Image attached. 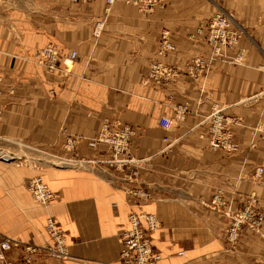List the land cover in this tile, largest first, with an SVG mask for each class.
Returning <instances> with one entry per match:
<instances>
[{
	"label": "crops",
	"instance_id": "0c3cea01",
	"mask_svg": "<svg viewBox=\"0 0 264 264\" xmlns=\"http://www.w3.org/2000/svg\"><path fill=\"white\" fill-rule=\"evenodd\" d=\"M218 7L251 34L240 43L245 61H217L197 79L187 65L210 46L195 32ZM98 21L105 24L97 37ZM163 34L176 49L160 55ZM51 43L62 50L56 72L30 59ZM153 60L179 75L149 80ZM0 74V233L43 247L53 216L69 244L68 260L43 250L37 264H117L134 209L159 218L152 233L159 264H264V223L260 231L243 226L229 241L231 219L210 205L217 198L236 212L255 194L264 212V141L254 132L264 113V0H162L150 11L126 0L109 9L106 0H0ZM213 108L240 118L232 127L237 152L211 147L204 120ZM163 116L173 119L171 129L159 124ZM105 123L134 131L122 168L105 163L111 150L96 141ZM67 136L79 139L75 153ZM13 153L34 155V163L13 164ZM38 174L58 195L47 208L29 190ZM134 186L150 200L137 205L128 194Z\"/></svg>",
	"mask_w": 264,
	"mask_h": 264
},
{
	"label": "built area",
	"instance_id": "2783aa9c",
	"mask_svg": "<svg viewBox=\"0 0 264 264\" xmlns=\"http://www.w3.org/2000/svg\"><path fill=\"white\" fill-rule=\"evenodd\" d=\"M75 2H91L93 0H73ZM117 0H106L108 9ZM127 3L136 5L142 11H150L162 3V0H126ZM104 21H98L94 27V35L100 36ZM247 32L238 23L234 16L227 11L220 9L207 22L198 26L195 36L204 38L210 46L207 54H197L193 56L187 65V73L194 78H201L208 74L210 67L217 61L228 62L234 64H242L245 61L244 50L241 49L240 43ZM176 46L170 41L167 34H163L159 47V54L164 55L168 51H173ZM78 56L76 50L70 54V59L74 60ZM62 50L56 44H47L46 46L34 49L31 60L47 68L50 72H56L60 69V60ZM179 75V70L173 65L153 60L150 64V72L148 79L156 84L169 83ZM3 76L0 74V115L2 109V90ZM51 93H54L52 90ZM177 117L182 118V113L178 112ZM204 122L208 128V139L210 145L214 149L224 150L227 153H235L239 149V143L236 140L232 127L241 123L240 118H229L221 109L213 108L212 112L205 118ZM159 124L169 130L173 126V119L163 116L159 120ZM133 130L120 123H105L100 133L96 137L97 142L108 144L111 150V156L105 163L111 167L122 168L129 163L126 157L130 136ZM256 134L260 133L264 141V113L259 124L256 126ZM79 139L73 136H67V148L75 153L76 145ZM80 163H97L94 160H82ZM263 166L258 168V172H263ZM137 172H134V176ZM30 191L34 201L43 207H49L58 198L43 176L35 175L30 180ZM128 194L133 198L134 202L144 204L151 198L148 190L142 187H132L128 190ZM225 202L214 198L210 203L211 207L216 210L225 211V214L231 219L226 227V237L229 241H235L243 226H248L256 231H260L264 223V212L257 207V196L251 194L245 206L241 210L233 212L230 207L224 208ZM129 226L122 233V249L120 252V260L117 264H159L161 255L153 243L152 233L160 227V221L156 214L149 213L145 210H131L128 215ZM45 230L47 234V242L43 247L24 243L18 238H12L0 233V264H37L35 256H40L42 251L59 261H65L70 258L69 244L67 236L53 216L46 219ZM18 251L21 253L22 259H10L8 252ZM183 254V252H182Z\"/></svg>",
	"mask_w": 264,
	"mask_h": 264
},
{
	"label": "rangeland",
	"instance_id": "374dc122",
	"mask_svg": "<svg viewBox=\"0 0 264 264\" xmlns=\"http://www.w3.org/2000/svg\"><path fill=\"white\" fill-rule=\"evenodd\" d=\"M73 2H75V1H73ZM220 9H223V8H217V10H216V12L217 11H219ZM223 10H225V9H223ZM225 11H227V10H225ZM215 12V13H216ZM228 13H230V14H232L233 16H234V18H235V20L238 22V23H240L238 20H237V18H236V16L234 15V13L233 12H230V11H227ZM214 13V14H215ZM213 14V15H214ZM213 15L208 19V20H206L204 23H207L212 17H213ZM241 24V23H240ZM242 25V24H241ZM242 27L244 28V26L242 25ZM245 29V28H244ZM246 30V29H245ZM246 32H247V30H246ZM246 36H251V34H249L248 32H247V35ZM9 157H11V159H12V161H10V162H12L13 164H17V165H20V164H32V163H34V161H33V157H34V155H30V154H26V158L24 157L23 158V156H19V154L18 153H13V154H10V156ZM22 158V159H21ZM36 166H38V165H36ZM34 177V176H33ZM32 177V178H33ZM32 178H30V180L32 179ZM28 186H29V190H30V181H29V184H28ZM31 192V191H30ZM32 195V194H31ZM33 198V197H32ZM34 200V199H33ZM35 202V201H34ZM39 205V204H38ZM59 223V222H58ZM60 224V223H59ZM46 225V224H45ZM14 252H16V251H14ZM7 256L10 258V259H15L14 257L12 258V257H10V255H9V252L7 253Z\"/></svg>",
	"mask_w": 264,
	"mask_h": 264
},
{
	"label": "bare ground",
	"instance_id": "6f19581e",
	"mask_svg": "<svg viewBox=\"0 0 264 264\" xmlns=\"http://www.w3.org/2000/svg\"><path fill=\"white\" fill-rule=\"evenodd\" d=\"M3 157H5V156H3ZM7 157H8V155H7ZM6 158V157H5Z\"/></svg>",
	"mask_w": 264,
	"mask_h": 264
}]
</instances>
